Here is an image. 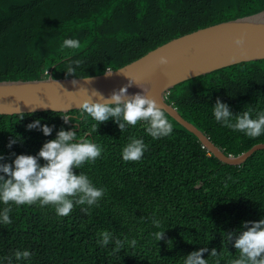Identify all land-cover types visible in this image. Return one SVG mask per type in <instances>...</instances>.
Wrapping results in <instances>:
<instances>
[{
	"label": "trees",
	"instance_id": "16d2710c",
	"mask_svg": "<svg viewBox=\"0 0 264 264\" xmlns=\"http://www.w3.org/2000/svg\"><path fill=\"white\" fill-rule=\"evenodd\" d=\"M261 10L264 0H0V80L42 79L45 69L53 78L71 77L65 73L76 60L81 64L72 77L100 74L173 37ZM67 38L79 40L80 48L62 49ZM164 96L226 155L264 142V134L250 138L222 126L212 112L217 98L234 115L252 108L255 118L264 111V59L183 80ZM19 114L0 115V155L6 158L0 163H11L12 154L36 155L59 129L74 130L77 140L84 137L103 149L94 163L73 169L74 174L83 172L106 191L87 215L81 205L61 217L51 205L10 204L12 222H0V264H8L5 257L17 249L33 255L21 261L13 257L12 264H183L188 253L203 247L219 253H205L208 264L217 258L229 264L239 252L223 246L224 233L264 219V149L238 165L222 163L166 113L172 134L156 140L144 122L120 132L110 119L94 131L98 122L81 117L79 109L27 112L23 119ZM64 115L73 120L65 124ZM36 119L53 127L51 135L27 129ZM130 136L148 146L140 161L121 157ZM14 137L20 139L9 148ZM4 207L0 202V212ZM153 218L161 228L154 227ZM161 229L171 243L155 240L153 234ZM103 231L113 237L106 246L98 243ZM125 238L124 247L114 251V239Z\"/></svg>",
	"mask_w": 264,
	"mask_h": 264
},
{
	"label": "clouds",
	"instance_id": "9594fccd",
	"mask_svg": "<svg viewBox=\"0 0 264 264\" xmlns=\"http://www.w3.org/2000/svg\"><path fill=\"white\" fill-rule=\"evenodd\" d=\"M233 44L242 51L243 34L234 36ZM80 46L79 40L67 38L63 40L62 49H78ZM155 62L160 66L166 65L168 57L161 54L156 57ZM73 64L75 67L72 66ZM80 64L79 60L72 61L65 74L74 76L75 69L80 67ZM42 71L45 77H51L48 69ZM112 72L109 71L105 75L111 76ZM133 82H129L118 90H113L107 97L95 89L86 91L84 98L78 104L80 116L86 118L85 114H87V117L98 122L92 126L94 131L97 130L98 124L111 119L117 124L120 132L125 131L128 126L135 127L138 122H144L145 131L153 140L172 134V124L164 110L147 95L148 89L136 84L141 91L135 94L128 93V87ZM72 83L75 85L76 79H73ZM253 111L252 108H248L234 115L229 106L221 102L219 98L212 107L215 120L222 126L244 133L247 137L256 138L264 134V111L256 112L255 118L252 115ZM19 116L23 119L22 113ZM61 119L68 124L73 117L64 115ZM75 127L73 125V128ZM27 129H39L44 136L51 135L53 131V127L46 124L41 125L40 119L33 120L27 125ZM19 139V137L10 139L8 147L11 148ZM128 141L121 151L123 161H140L148 146L141 138L130 136ZM102 151L100 145L84 137L77 140L76 131L61 128L56 132L55 139L44 142L36 155L12 154L14 159L11 163H0V173L3 174L0 175V202L6 205L0 212V222L5 225L12 222L9 217L10 204L17 206L36 203L40 206L51 205L56 215L61 217L68 216L75 205H81L86 207H81L80 211L86 215L89 214L91 206L98 205L106 190L94 186L83 172L79 175L74 174L73 169H80L86 162L94 163L101 156ZM5 159L3 155H0V161H5ZM40 160L44 161L43 165L40 164ZM153 225L161 228V221L153 218ZM99 235L101 239L98 243L101 246L113 242L112 233L103 231ZM153 235L156 241L171 243L170 240H166L163 229ZM125 242L127 238L125 240L114 239V251L119 252ZM129 243L134 247L137 241L133 239ZM222 244L225 248L231 245L239 252V257L229 261V264H264V219L243 222L239 230L224 233ZM205 253L212 257H219L215 248L209 250L203 247L188 253L183 264H208V261L202 258ZM32 255L33 253L28 250L17 249L12 257H5V259L8 264H12L13 257L16 261H21L30 260ZM215 264H220L219 258L215 260Z\"/></svg>",
	"mask_w": 264,
	"mask_h": 264
},
{
	"label": "water",
	"instance_id": "95a60500",
	"mask_svg": "<svg viewBox=\"0 0 264 264\" xmlns=\"http://www.w3.org/2000/svg\"><path fill=\"white\" fill-rule=\"evenodd\" d=\"M240 34L244 36L242 51L233 44V37ZM161 54L168 57V63L163 66L155 62ZM260 59H264V10L173 37L122 66L106 69L100 74L0 80V115L79 109L78 104L86 91L95 89L107 97L113 90L134 81L128 87L129 94L141 91L136 84L148 89L147 95L170 118L192 133L214 158L228 165H238L253 151L264 149V142L255 143L239 154L226 155L202 131L184 119L174 106L167 103L164 93L183 80L232 64ZM109 71H113L112 75L106 76ZM73 79H76L75 85Z\"/></svg>",
	"mask_w": 264,
	"mask_h": 264
},
{
	"label": "built area",
	"instance_id": "2783aa9c",
	"mask_svg": "<svg viewBox=\"0 0 264 264\" xmlns=\"http://www.w3.org/2000/svg\"><path fill=\"white\" fill-rule=\"evenodd\" d=\"M164 94H166V92Z\"/></svg>",
	"mask_w": 264,
	"mask_h": 264
}]
</instances>
